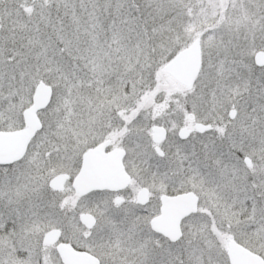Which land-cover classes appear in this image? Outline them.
I'll return each instance as SVG.
<instances>
[{
	"label": "snow or ice",
	"instance_id": "6c2138e0",
	"mask_svg": "<svg viewBox=\"0 0 264 264\" xmlns=\"http://www.w3.org/2000/svg\"><path fill=\"white\" fill-rule=\"evenodd\" d=\"M0 264H264V0H0Z\"/></svg>",
	"mask_w": 264,
	"mask_h": 264
}]
</instances>
